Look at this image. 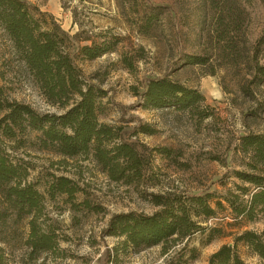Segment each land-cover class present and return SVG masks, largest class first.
Returning a JSON list of instances; mask_svg holds the SVG:
<instances>
[{"label": "rangeland", "instance_id": "obj_1", "mask_svg": "<svg viewBox=\"0 0 264 264\" xmlns=\"http://www.w3.org/2000/svg\"><path fill=\"white\" fill-rule=\"evenodd\" d=\"M25 1L34 16L46 22L51 16L76 46L112 49L94 60L84 59L75 45L68 49L89 82L107 93L103 104L112 101L101 122L122 127L126 138L139 122L151 125L156 135L139 134L135 140L149 148L169 147L187 167L157 160L135 190L108 180L90 157L66 158L39 149L31 143L33 135L18 143L5 141V149L26 171L23 184H32L43 196V211L6 221L1 264H207L223 245L235 246L247 264H263L234 240L249 231L264 242V216L241 222L225 209L206 222L203 233L140 251H121L119 239L107 236L106 228L116 214L155 212L150 193L190 195L231 188L235 158L228 150L235 138L246 132L264 134V83H253L256 63L264 64V52L257 59L253 54L264 10L257 3L245 8L231 0ZM148 7L159 8V15ZM188 58L203 63L191 64ZM155 77L194 90L203 100L185 112L174 107L143 110L136 93ZM0 87L8 100L38 113H61L38 91L1 28ZM59 178L72 182L74 197L51 196ZM31 218L53 239L51 251L37 254L27 245ZM212 228L218 235L208 242Z\"/></svg>", "mask_w": 264, "mask_h": 264}, {"label": "trees", "instance_id": "obj_2", "mask_svg": "<svg viewBox=\"0 0 264 264\" xmlns=\"http://www.w3.org/2000/svg\"><path fill=\"white\" fill-rule=\"evenodd\" d=\"M231 1L245 8L257 3L264 10V0ZM148 8L159 15V8ZM48 19L46 22L34 16L25 0H0V28L11 42L16 57L46 102L61 110L59 114L38 113L27 104L8 100L0 87V264L6 221L11 216L17 220L36 217L43 211V196L32 184H23L26 171L5 149V141L18 143L33 135L31 143L39 149L66 158L90 157L108 180L135 190L144 184L157 160L187 167L179 160V153L169 147L149 148L135 140L139 134L156 135L151 125L139 122L128 131L126 138L122 127L101 122L109 116L108 105L112 101L108 98L103 104L107 93L89 82L68 52L69 47L75 45L74 37L64 32L51 16ZM74 50L87 60L112 52L100 46L80 48L75 45ZM263 52L264 28L254 45L255 59ZM188 59L191 64L203 63L197 58ZM254 74L253 83L263 84L264 64L256 63ZM136 98L143 110L174 107L183 112L203 100L194 90L166 77L148 78ZM230 148L228 151L235 158L234 169L229 172L231 188L220 193L204 191L190 195L150 193L148 202L156 211L150 215L128 212L111 216L107 236L119 239L121 251H140L159 245L165 247L203 233L207 229L206 222L225 209L234 220L241 222L253 223L264 216V134L246 132L237 136ZM51 190V196L56 192L74 197L77 192L66 178L56 180ZM28 225L27 245L32 251L37 254L51 251L53 239L39 231L34 218ZM216 233L215 228L210 229L207 241H212ZM234 242L235 245L242 242L264 264V242L260 236L245 231ZM207 264L247 263L235 246L223 245L209 256Z\"/></svg>", "mask_w": 264, "mask_h": 264}]
</instances>
